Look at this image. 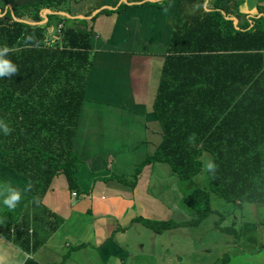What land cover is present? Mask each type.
<instances>
[{"label": "trees", "instance_id": "16d2710c", "mask_svg": "<svg viewBox=\"0 0 264 264\" xmlns=\"http://www.w3.org/2000/svg\"><path fill=\"white\" fill-rule=\"evenodd\" d=\"M64 1L39 0L0 8V47H8L7 58L17 66L16 74L0 78V122L10 129L6 135L0 133V164L26 182L24 201L38 208L39 221L40 202L52 180L62 175L68 189L76 190L75 173L80 165L72 143L91 67L93 33L91 27H76L85 20L59 14ZM242 2L212 0L211 9L206 10V0H178L152 105L162 139L135 166L130 180L115 175L102 179H115L133 188L144 166L165 164L177 180L185 181L201 172V156L209 155L215 168L206 170L207 185L183 197L194 216L182 222L134 219L153 232L193 227L214 212L219 216L214 229L233 236L236 242L234 220L221 226L224 215L211 209L210 195L235 207L264 203L260 150L264 143V8L257 7V15L246 18L238 10ZM123 6L103 12H119ZM44 10L49 13L41 23ZM234 117L245 125L242 138L233 137L239 135L236 132L220 133ZM191 132L199 137L190 138ZM7 216L3 212L0 219ZM24 217L15 220L12 232L0 221V235L21 248L29 238L17 230L18 221L28 230ZM55 229V225L49 227L51 232ZM38 245L31 246V252ZM24 264L36 263L26 260Z\"/></svg>", "mask_w": 264, "mask_h": 264}, {"label": "crops", "instance_id": "0c3cea01", "mask_svg": "<svg viewBox=\"0 0 264 264\" xmlns=\"http://www.w3.org/2000/svg\"><path fill=\"white\" fill-rule=\"evenodd\" d=\"M37 1L0 0V8H16ZM159 1L162 0L64 1L63 11L59 14L71 20H85L76 27H91L93 33L91 67L72 143L73 152L80 160L75 173L77 188L69 190L62 175L54 178L41 199L39 221L38 208L24 201L26 182L0 164V184L22 190V198L13 209L0 206V214L9 213L5 219H0L2 226H9L12 232L15 220L25 214L28 230L21 221H18L17 230H23V237L29 236L28 243H23L21 248L0 235V264H24L26 260L36 264H92L93 261L110 264V257L119 264L145 262V252L139 254L130 250V241H121L114 233L122 231L125 236L133 224H139L134 222L135 218L148 219L145 207L149 205L157 210L156 215H151L156 219L169 214L159 199L146 192L155 165L140 170L133 188L115 179L106 182L102 179L115 175L127 176L130 180L135 166L152 154L162 139V128L152 105L178 0H169L165 6L152 4ZM211 1L206 0L203 8L211 9ZM122 4L119 12H103L113 11ZM257 7L264 8V0H243L238 10L247 18L257 15ZM46 13L49 11L40 14L41 23L45 22ZM94 15V20L89 21ZM236 117L224 124L221 134L236 132L239 135L233 137H243L240 133L245 131V125H240ZM220 120H216L212 130ZM190 134V138L199 137L197 133ZM260 150L264 168V143ZM204 156L210 159L209 155H202V163ZM71 193L75 195L71 196ZM132 208L137 214L128 216ZM122 220L124 225L114 224ZM51 225L56 226L52 232L49 231ZM139 241L138 249L142 247ZM36 243L39 245L31 252V246ZM228 245L233 253L243 252L240 239ZM233 257L234 254L228 255L226 264L257 263L246 259L233 261Z\"/></svg>", "mask_w": 264, "mask_h": 264}, {"label": "rangeland", "instance_id": "374dc122", "mask_svg": "<svg viewBox=\"0 0 264 264\" xmlns=\"http://www.w3.org/2000/svg\"><path fill=\"white\" fill-rule=\"evenodd\" d=\"M207 160L208 156H204L201 172L185 181L177 180L167 165L155 164L146 192L149 191L150 197L159 199L169 214L156 219L151 215H156L157 210L149 205L145 207V215L151 216L148 219L182 222L193 217L194 212L183 204V197L194 188L207 185L204 168ZM209 203L213 211L224 215L220 220L221 226H229L231 220H234L238 238L243 244L241 254L231 252L232 248L228 247V244L237 242L233 236L214 229L213 225L219 219L214 212L192 228L178 227L158 233L140 224H133L125 236L122 231H118L114 233L115 237H119L121 241L132 242L128 243V247L135 253L145 252V262L142 264H226L230 254H234L233 261L246 259L255 261L256 264H264V203H244L239 208L214 195H210ZM135 211L132 208L128 216L137 214ZM114 224L120 226L125 223L122 220L121 223L118 221ZM138 241L142 246L139 248L141 250L137 248ZM92 264L97 262L93 261Z\"/></svg>", "mask_w": 264, "mask_h": 264}, {"label": "clouds", "instance_id": "9594fccd", "mask_svg": "<svg viewBox=\"0 0 264 264\" xmlns=\"http://www.w3.org/2000/svg\"><path fill=\"white\" fill-rule=\"evenodd\" d=\"M8 47H0V78L10 77L17 73V66L7 58ZM10 131L7 124L0 122V133L7 134ZM204 168L212 172L215 168L209 159L204 163ZM22 198V190L8 184H0V206H5L9 210L13 209ZM110 264H119L118 260L109 258Z\"/></svg>", "mask_w": 264, "mask_h": 264}, {"label": "built area", "instance_id": "2783aa9c", "mask_svg": "<svg viewBox=\"0 0 264 264\" xmlns=\"http://www.w3.org/2000/svg\"><path fill=\"white\" fill-rule=\"evenodd\" d=\"M58 27H60V25H58ZM75 194L74 193H71V196H74Z\"/></svg>", "mask_w": 264, "mask_h": 264}]
</instances>
